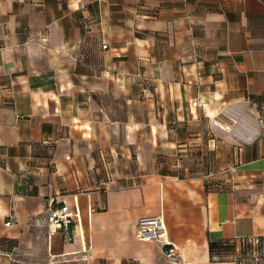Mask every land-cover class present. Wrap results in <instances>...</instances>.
<instances>
[{
  "label": "crops",
  "instance_id": "crops-1",
  "mask_svg": "<svg viewBox=\"0 0 264 264\" xmlns=\"http://www.w3.org/2000/svg\"><path fill=\"white\" fill-rule=\"evenodd\" d=\"M185 138L239 144L225 187L164 166ZM262 236L264 0H0V264H236L210 241Z\"/></svg>",
  "mask_w": 264,
  "mask_h": 264
},
{
  "label": "rangeland",
  "instance_id": "rangeland-1",
  "mask_svg": "<svg viewBox=\"0 0 264 264\" xmlns=\"http://www.w3.org/2000/svg\"><path fill=\"white\" fill-rule=\"evenodd\" d=\"M217 127V134L223 135ZM205 131V127L203 132ZM182 138H179L181 140ZM207 138L193 140V138H185V144L168 149L166 155L167 160L164 166L168 167L169 172L176 173L180 176H204L209 180L213 177V185L215 188L225 187L228 181L225 175L229 174L234 164L238 161L235 155L238 143L224 142V138H216L213 142H207ZM219 248V254L216 258H231L237 264H264V240H258L257 237L223 241ZM10 264H43L35 263L27 258L15 257ZM49 264V263H47ZM53 264H71L65 262H57Z\"/></svg>",
  "mask_w": 264,
  "mask_h": 264
},
{
  "label": "built area",
  "instance_id": "built-area-1",
  "mask_svg": "<svg viewBox=\"0 0 264 264\" xmlns=\"http://www.w3.org/2000/svg\"><path fill=\"white\" fill-rule=\"evenodd\" d=\"M47 226L48 232L54 234L58 231H65L69 238V230L79 221L80 215L78 208H71L66 204L52 205L47 212ZM14 218L12 214L8 215L6 225L12 224ZM136 236L142 240H158L162 241L164 251L168 258H174L177 254L176 244L167 236L165 222L161 215L145 216L139 219Z\"/></svg>",
  "mask_w": 264,
  "mask_h": 264
},
{
  "label": "trees",
  "instance_id": "trees-1",
  "mask_svg": "<svg viewBox=\"0 0 264 264\" xmlns=\"http://www.w3.org/2000/svg\"><path fill=\"white\" fill-rule=\"evenodd\" d=\"M258 240H264V236L262 237H257ZM224 241H230V240H224ZM223 241L220 240V241H217V242H214V241H210L209 243V250H210V255L213 256L215 254H219V246L221 245ZM237 264V263H236Z\"/></svg>",
  "mask_w": 264,
  "mask_h": 264
}]
</instances>
